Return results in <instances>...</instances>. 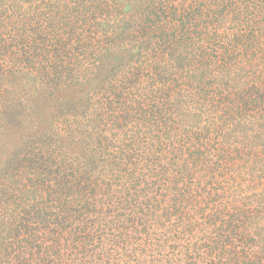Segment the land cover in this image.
Masks as SVG:
<instances>
[{
	"label": "trees",
	"instance_id": "16d2710c",
	"mask_svg": "<svg viewBox=\"0 0 264 264\" xmlns=\"http://www.w3.org/2000/svg\"><path fill=\"white\" fill-rule=\"evenodd\" d=\"M11 78L0 264H264V0H0Z\"/></svg>",
	"mask_w": 264,
	"mask_h": 264
},
{
	"label": "rangeland",
	"instance_id": "374dc122",
	"mask_svg": "<svg viewBox=\"0 0 264 264\" xmlns=\"http://www.w3.org/2000/svg\"><path fill=\"white\" fill-rule=\"evenodd\" d=\"M22 83L20 81H13L12 78L8 81H5L3 85L0 86V102L4 101L5 104L10 105L14 104L12 103L11 98H18L22 100L25 107H23V113L27 115H31L34 118H37V120L41 121L44 120L43 117L46 114H49V116H46V122L44 123L47 127V130L51 132H57V130L61 129V124L57 122L58 114L56 113L57 110H55L56 107L46 106L42 109V111L35 112L31 110L33 107H31V100L28 96L29 94H33V92L25 87H21L20 84ZM11 100V101H10ZM19 108L22 107L20 104L15 102ZM30 104V105H29ZM31 107V108H30ZM57 115V116H56ZM3 114L0 112V122L4 121ZM15 128H11L9 126L6 127L5 131H13ZM11 132L7 135H0V158L2 161L0 162V196L2 195L4 199V184L3 181L6 179L7 175L12 171L13 165L16 164V159H14L15 150H17V145H15L14 137L11 136ZM58 135L61 136V132L58 133ZM23 151V150H22Z\"/></svg>",
	"mask_w": 264,
	"mask_h": 264
}]
</instances>
